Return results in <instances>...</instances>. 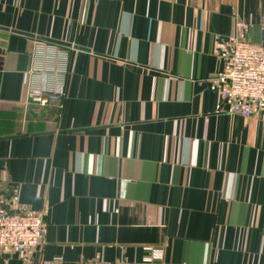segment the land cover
<instances>
[{
    "label": "crops",
    "instance_id": "1",
    "mask_svg": "<svg viewBox=\"0 0 264 264\" xmlns=\"http://www.w3.org/2000/svg\"><path fill=\"white\" fill-rule=\"evenodd\" d=\"M241 24L264 42V0H0V204L46 225L0 264H264V108L212 82ZM38 39L70 70L26 110Z\"/></svg>",
    "mask_w": 264,
    "mask_h": 264
},
{
    "label": "built area",
    "instance_id": "2",
    "mask_svg": "<svg viewBox=\"0 0 264 264\" xmlns=\"http://www.w3.org/2000/svg\"><path fill=\"white\" fill-rule=\"evenodd\" d=\"M251 26L239 25L237 41L229 55V68L218 74L213 85L218 88L220 111L251 117L264 108V42L260 45L247 40ZM70 70L69 53L53 44L35 40L30 52L27 72L25 108L45 109L63 99ZM14 208L6 211L0 204V251L18 252L23 261L30 263L36 248L44 240L46 225L38 212ZM155 257L154 254V258ZM52 264H62L55 260ZM80 264H118L102 260Z\"/></svg>",
    "mask_w": 264,
    "mask_h": 264
},
{
    "label": "water",
    "instance_id": "3",
    "mask_svg": "<svg viewBox=\"0 0 264 264\" xmlns=\"http://www.w3.org/2000/svg\"><path fill=\"white\" fill-rule=\"evenodd\" d=\"M0 29H3V28H0ZM3 30H4V29H3ZM14 33L21 34L20 32H14ZM22 35L28 36V35H26V34H22ZM38 40H42V41H45V42L54 43V44H56V45H61V46H63V44H60L59 42H53V41L46 40V39H38Z\"/></svg>",
    "mask_w": 264,
    "mask_h": 264
}]
</instances>
